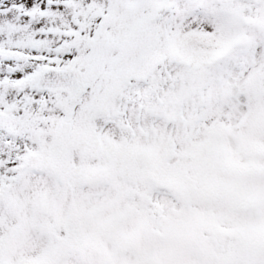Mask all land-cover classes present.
<instances>
[{
  "label": "snow or ice",
  "instance_id": "6c2138e0",
  "mask_svg": "<svg viewBox=\"0 0 264 264\" xmlns=\"http://www.w3.org/2000/svg\"><path fill=\"white\" fill-rule=\"evenodd\" d=\"M0 264H264V0H0Z\"/></svg>",
  "mask_w": 264,
  "mask_h": 264
}]
</instances>
